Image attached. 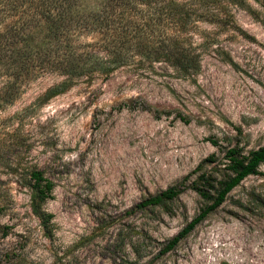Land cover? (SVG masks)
Returning a JSON list of instances; mask_svg holds the SVG:
<instances>
[{
  "label": "rangeland",
  "instance_id": "rangeland-1",
  "mask_svg": "<svg viewBox=\"0 0 264 264\" xmlns=\"http://www.w3.org/2000/svg\"><path fill=\"white\" fill-rule=\"evenodd\" d=\"M242 2L250 11L222 0L183 31L199 62L189 77L137 57L58 95L62 78L39 76L0 109V264H264V166L161 254L206 206L199 173L225 181L229 149L264 145V0ZM33 170L53 183L44 201ZM175 186L173 201L137 207Z\"/></svg>",
  "mask_w": 264,
  "mask_h": 264
},
{
  "label": "trees",
  "instance_id": "trees-1",
  "mask_svg": "<svg viewBox=\"0 0 264 264\" xmlns=\"http://www.w3.org/2000/svg\"><path fill=\"white\" fill-rule=\"evenodd\" d=\"M222 0H0V24L7 15L14 23L0 27V109L12 104L21 87L39 76L55 74L62 81L48 94L58 95L80 79L110 77L139 57L141 63L164 61L175 72L189 77L197 73L199 62L190 44L181 40L183 31L196 21L211 22ZM229 5L250 11L242 0H225ZM230 19L225 16L222 23ZM175 33H168V31ZM90 37V42L82 39ZM182 121H188L182 118ZM225 165L231 175L216 183V178L200 172L191 189L205 202L201 212L163 248L172 251L198 225L215 212L227 195L264 166V145L241 156L231 148ZM211 160V159H210ZM202 166L196 169V173ZM29 179L35 198L50 197L53 183L39 171ZM185 179H188L187 177ZM184 179V180H185ZM217 185V187H216ZM182 186V185H180ZM182 190L171 187L141 202L137 207L161 206L176 199Z\"/></svg>",
  "mask_w": 264,
  "mask_h": 264
}]
</instances>
